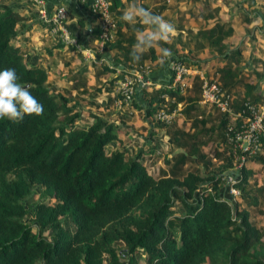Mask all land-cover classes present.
Here are the masks:
<instances>
[{"label": "trees", "instance_id": "obj_1", "mask_svg": "<svg viewBox=\"0 0 264 264\" xmlns=\"http://www.w3.org/2000/svg\"><path fill=\"white\" fill-rule=\"evenodd\" d=\"M108 1L116 30L113 41L104 47L115 50L116 66L97 65L94 79L97 84L107 75L102 87L111 92L119 79L131 73L128 65L139 67L155 55L149 49L138 62L132 60L135 40L126 24V31L120 32L122 24L116 19L117 8L125 2ZM77 3L92 15L87 4ZM92 17L99 34L96 17ZM22 20L0 0V70L15 69L18 83L28 87L44 112L24 115L18 121L0 118V264H139L141 256L146 264H264L262 229L230 193L235 189L245 206H258L248 184L254 172L246 162L264 169V138H258L254 153L234 147L235 133L249 116L245 104L256 105L264 95L258 90L252 93L254 86L242 82L237 66L243 47L229 52L222 42L231 28L216 20L209 28L186 32L196 50L207 46L217 54L216 61L226 59L225 66L216 69L226 93L245 88L241 97L234 95L232 111L199 103V78V83L193 82L180 93L170 87V75L167 83L152 87V94H144L147 104L142 112L153 120L159 110L169 112L182 103L183 123L188 122V127L148 121V141L130 154L127 146L106 152L105 147L116 140V126L77 108L79 94L93 99L100 89L88 92L84 76L72 74L62 94L49 88L45 68L23 62V52L13 43ZM169 59L188 61L183 54H172ZM116 69L119 73L109 76ZM130 105L142 108L135 97ZM161 130H166L171 147L182 151L176 160L168 158L159 165L153 137ZM214 143L224 157L217 165L202 151ZM150 156L156 159L154 170ZM187 156L202 165L185 170ZM236 156L240 166L233 170ZM35 187L55 202L32 205L33 231L24 221L28 210L23 199ZM118 243L122 248L116 247Z\"/></svg>", "mask_w": 264, "mask_h": 264}, {"label": "crops", "instance_id": "obj_2", "mask_svg": "<svg viewBox=\"0 0 264 264\" xmlns=\"http://www.w3.org/2000/svg\"><path fill=\"white\" fill-rule=\"evenodd\" d=\"M1 1L11 6L23 17L21 27L19 29L20 31L13 41L14 45L23 52V62L26 65L35 64L45 68L48 72L47 84L49 88L62 94H65L66 86L71 84L70 75L75 74L78 77L84 76L87 91L90 92L97 88L100 89V94L93 99H88L86 95L79 94L80 97L76 101L77 108L83 114L93 113L100 116L98 113L87 110V107L92 109L105 107L107 105V101L111 100L110 98H112L113 93L112 91L107 92L102 87V81H104L106 78L105 76L107 75L101 76V78H99L101 83L98 81L96 84L94 73L97 65H106L108 67L116 66V63L112 58L115 54V50L111 51L105 47L99 49L98 46H95L94 43L97 39L98 30L96 21H94L92 15L82 10L80 5L77 3V0H40L41 3L35 2L34 0ZM121 1L122 3L133 2V0ZM214 1L217 3L214 4ZM214 1L202 0V6H205L206 4H212V6L209 10L198 15H192V5L180 8L179 5H169L171 3H176V0H165L166 4L161 3L159 7L166 8L163 11H154V14L162 15L166 20L170 21L175 26L176 32L167 43L161 42L160 46L170 49L172 54H178L181 52L183 55L188 57L189 53L192 52L191 48L194 47V41L191 40L190 36H188L186 30L191 29L194 32L200 28H209L216 20H218L220 24H223L224 28H231L230 35L222 40V42L227 45L229 52H232L238 47H243L240 52L241 63L239 62L240 65L238 64L237 66L239 74L241 76H252L251 78L253 80L248 81L249 83H247L254 86L252 93L258 90L260 93L264 94V0H246V2H244V0ZM135 2L151 11V7L153 5L152 0H135ZM124 4L123 7L117 8L116 19L119 24H122L120 32L126 31V28L123 27V23L126 24L129 27V34H132V38L135 40L137 29L144 30L146 26L140 24L139 22L135 24H128L122 21L120 17L130 5ZM57 6H63L65 8L66 16L63 21L64 28L67 32H69V34L74 36L79 43L84 45L83 47H90L91 57L86 56L82 52H79L71 47H67L60 42L59 43L61 45H59L58 40H55L50 36L48 33V25L40 16L42 13L51 14ZM169 8L173 9L171 10ZM252 27L256 30L255 35L258 38L255 39L252 37L253 42L250 41V50L252 52L245 57L243 53L246 50L245 45H247L248 42L241 44L238 41H235L234 43L233 40H239L242 36L240 35V32L245 34L244 29L248 28L252 31ZM123 43L126 44V42ZM152 49L155 55L154 60H144L143 64L139 67L135 65H128V67H131V72L137 71L145 80L144 84L136 85L135 91L136 102L139 103V106L142 108L130 105V107L125 110L114 109L113 111L115 113H120V119L121 121H124V123H116L113 118L108 119L103 117L117 128L116 140L110 145L111 149H117L119 146H127L129 153L132 154L135 152L136 146L143 147L145 142L149 139L148 136L150 134V130L148 129L147 123L153 122L155 119H146L142 112L147 104V98H144V94H152V87H161V85L163 83H167L170 78L167 64H164L166 59L162 61L159 50L157 48ZM177 49H179V51ZM205 49L206 48L203 47V50L198 54L201 62L209 60L201 57V55L206 52ZM214 55V57L210 58L211 61L213 58L216 61L217 54L214 52ZM216 62L218 63V67L222 68L225 66L226 59L223 58L221 60H217ZM195 70H197L200 75L203 74L201 70ZM117 73L118 71L116 69L115 72L109 74V76H114ZM242 88L243 92L241 96L244 94L245 90L244 87ZM79 89L81 90V88ZM71 93H75V91L71 90ZM176 105L180 108L178 116H182V118H179L178 122H183L184 118L181 110L184 104L177 103ZM153 118L154 117H152V119ZM89 120L91 121L90 117ZM135 137L136 139L139 137L142 142H139L138 139L137 141L139 143H137L134 139ZM153 138L158 149L162 148L161 142H168V136L164 130L159 131V133ZM157 164L160 165L161 162L158 161Z\"/></svg>", "mask_w": 264, "mask_h": 264}, {"label": "built area", "instance_id": "obj_3", "mask_svg": "<svg viewBox=\"0 0 264 264\" xmlns=\"http://www.w3.org/2000/svg\"><path fill=\"white\" fill-rule=\"evenodd\" d=\"M34 1L41 3L40 0ZM80 3L87 4L90 13L96 17L99 34L94 44L98 46L99 49H102L105 43L113 40L116 30V21L110 12V3L108 0H80ZM65 16V8L63 6H57L51 14L42 13L40 17L47 23L48 33L53 39L91 57L90 47H83L84 45L79 43V41L64 28L63 21ZM167 68L170 75H172L170 87H177L179 92L183 93L185 89L190 86L193 75L199 74L201 81L199 102L201 104L216 107L220 111H232L230 104L235 96L231 93H226L217 81L204 78L197 70L191 69L177 59H169ZM117 71L119 73L118 69ZM144 83V78L137 71L124 75L119 79L116 83V92L120 100L116 103V106L119 107L121 104H130L131 100L135 97L136 85ZM245 106L249 112V116L241 125V129L235 133L234 147L241 151L249 150V152L254 153L258 148L256 141L259 137L264 138V99L256 105L245 104ZM178 113L179 108L178 105H176L169 112L159 110L154 117L159 122L168 125L173 122L178 116ZM239 158L240 160L243 159V157ZM235 159L237 160L238 157L236 156ZM239 166L240 163H238V167ZM238 167H235V169ZM229 179L230 178H228V180ZM230 193L233 195L238 192L235 189H230Z\"/></svg>", "mask_w": 264, "mask_h": 264}, {"label": "rangeland", "instance_id": "obj_4", "mask_svg": "<svg viewBox=\"0 0 264 264\" xmlns=\"http://www.w3.org/2000/svg\"><path fill=\"white\" fill-rule=\"evenodd\" d=\"M212 1H214V0H212ZM238 2H240V1H238ZM244 2H246V0H244ZM158 3H160V4H158ZM161 3H165V0H152V4L153 5L151 7V11H153V12L156 11L158 9V7L161 5ZM213 3L215 4L217 2L214 1ZM169 5H171V6L179 5V8L180 7H187L188 5H192L193 6L192 15H194V14L198 15L200 13H204L205 11L209 10L210 7L212 6V4H209V5L206 4L205 6H202V0H176V3H171ZM169 9L172 10L173 8H169ZM211 10H213V9H211ZM251 29H252V31L250 29H248V28L244 29V31H245L244 33L245 34H242V32H240V35H242L243 37L241 36L239 38V40H233L234 43H235V41H238L241 44H244L245 42H248V44L245 45L246 50L243 53V55L245 57H247L249 55V53L252 52L250 50V47H251L250 41L253 42L252 37L255 38V39L258 38L255 35V31L256 30L254 29V27H252ZM204 48H206L205 49L206 52L203 55H201V54L200 55H201V57H204V59H207V60L209 59L208 61L201 62L200 59H199V55L198 54H199L200 51L203 50V48L196 50L193 47V48H191L192 52L189 53L188 57L186 56L188 58V61H186L185 65H187L190 68L191 67H195V65H197L195 67V69L201 70L202 73H203L202 75H203L204 78L212 79V80H215V81L218 82V79H217V76H216V69L219 68L218 67V63L215 61L214 58H213L212 61L210 59V58L215 56L214 52H212V50L209 47H207V46H205ZM177 50L179 51V49H177ZM181 50H183V49H181ZM179 53L181 55L183 54L181 52H179ZM242 61H243V58H242ZM191 69H194V68H191ZM242 77H243L242 78V82H244V83H249L248 81H252L253 80L251 78L252 76H250V75H243ZM198 78H199V74H194L191 84L193 82H198L199 79H200V78L199 79ZM191 84H190V86H191ZM242 92H243V88L240 87L239 89L234 90L233 94L238 96V97L239 96L241 97ZM112 93H113V96H112V98H110L112 101L111 100L107 101V105L105 107H102L100 109H92V108L87 107V110L92 111L94 113H98L100 116H102L104 118H108V119L113 118V120H115L116 123H118V122L124 123V121H121V119H120V117H121L120 113H115L113 110L114 109H116V110L128 109L130 107V104H128V105L121 104L119 107L116 106V103L120 100V97H119L118 93L116 92V87H114V89L112 90ZM199 95H200V89H199ZM110 104H111V106H110ZM213 108H215V107H213ZM179 111H180V108H179ZM85 115H87V114H85ZM179 118H182V116L176 117L173 120V124L184 125V127H188L189 124H187V123L184 124L183 122H178ZM154 119H155V117H154ZM155 121H156V119H155ZM165 132H166V130H165ZM134 139L136 141L139 139V142L140 141L142 142V140L139 137H137V139L135 137ZM139 142L137 141V143H139ZM110 145L111 144H109V146ZM109 146L107 145L105 147L106 152L109 149H111V147H109ZM144 146H145V144H144ZM161 146H162V148L158 149L157 145H156V149H155V152H154L156 154L154 156H156V158H158V160L161 163H165V161L168 158L169 159L174 158L175 160L178 158V153H179L180 150L178 151L175 148L171 147L169 138H168V142H161ZM202 151H204L205 158L207 160H210V162L213 165H217L218 163H221L222 161H224L223 155L220 154L221 148L219 147V145L217 146L216 143L209 144V146H207V148H205V149L202 148ZM150 158L152 159L153 162H154V160L156 162V159H153L152 156H150ZM187 159H188V161H187V163H185V170L193 169L194 167H199V166L202 165V161H198L197 159L195 161H192V159L188 158V156H187ZM233 159H234L235 165H234V168H232V169L235 170V167H238V163L236 162L235 157ZM155 162L152 165H150V166H152V169L150 168V166L148 167L149 170L150 169L151 170L155 169V167H156ZM246 165L250 169L252 168L253 170L252 169L251 170L254 172V175H252V176H250L248 178V184H249L251 190H253V194H255L256 198H258V206H256V207L245 206L244 203L241 201V199L238 197V194H233L234 195L233 196V200L238 203L240 208H245V209H247L249 211V219H250V221L256 227L262 229L263 240H264V169L261 168L259 165H255V164L252 165L251 162H246ZM199 170H201V169H199ZM230 180L231 179H229L228 181H230ZM257 189H259L260 192H254ZM36 201L44 202V203H47V204H53L55 202L52 198H49L47 196H43L42 195V191L38 187H35L31 191L30 195L23 199L25 207L28 210V212H27V214H26V216L24 218V221L31 226L33 231H36V223L32 219L31 211H32V205ZM42 233H43V235L46 236L47 235V230H44ZM116 247L122 248L120 243H118L116 245ZM138 263L139 264H146L145 257L141 256L139 258Z\"/></svg>", "mask_w": 264, "mask_h": 264}, {"label": "clouds", "instance_id": "obj_5", "mask_svg": "<svg viewBox=\"0 0 264 264\" xmlns=\"http://www.w3.org/2000/svg\"><path fill=\"white\" fill-rule=\"evenodd\" d=\"M120 19L128 24L139 22L146 26L144 30L136 31L135 42L130 51L134 62H138L152 48L159 50L162 61L172 55L170 49L160 45L161 42L167 43L170 40L176 28L162 15L153 14L133 0ZM43 112V105L31 94L28 87L18 83L15 69L0 70V118L18 121L24 115L41 116Z\"/></svg>", "mask_w": 264, "mask_h": 264}]
</instances>
